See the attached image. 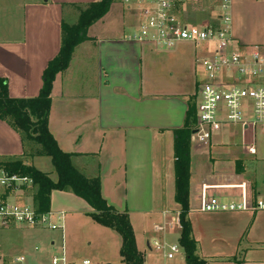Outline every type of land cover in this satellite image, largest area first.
I'll return each instance as SVG.
<instances>
[{
  "label": "crops",
  "instance_id": "1",
  "mask_svg": "<svg viewBox=\"0 0 264 264\" xmlns=\"http://www.w3.org/2000/svg\"><path fill=\"white\" fill-rule=\"evenodd\" d=\"M98 1L0 0V79L7 80L10 98L28 100L39 96L43 73L60 52L66 16ZM214 16L195 13L189 19L198 25H214ZM137 26L138 20L120 0L88 29L87 39L75 49L68 69L54 82L49 129L60 149L76 156V168L88 178L100 176L101 193L108 204L120 213L128 212L137 248L149 264L147 257L156 250L154 241L165 246V251L156 250L164 259L168 246L179 244L181 229L156 234L154 227L171 222L181 213L175 202L174 132L184 126L188 101L194 100L197 106L199 91L209 82L200 60L211 56L215 48L186 42L164 50L134 42L131 37ZM233 34L240 44L256 46L235 33L234 7ZM258 132L254 135L250 129L227 127L208 145L191 143L188 216L198 242L197 256L208 264H264V211H199L203 191L223 201H239L243 191L238 186L242 183L248 184L244 189L251 200L264 201V173L257 175L258 185H252L245 178L244 168L234 169V158L243 157L250 163L259 155L258 147L257 156H250L245 149L254 137L257 139ZM247 135L250 142L244 141ZM235 136L241 137L242 143L233 140ZM23 154L18 134L0 121V161L20 159ZM24 161L38 171V166L49 168L42 158ZM59 194H52L51 211L64 212L67 217L71 209L79 210L77 213L83 214L78 221L81 228L90 230L97 242L118 241L121 250L120 236L92 221L88 217L91 208L74 195L68 194L74 198L65 203L70 209L55 207ZM134 219L138 224L147 219L157 221L153 233L141 242ZM196 219H213L220 225L198 232L193 225ZM65 240L66 248L67 237ZM51 245L57 246L54 241ZM182 253L185 256L183 249ZM66 254L71 264H80L81 260L68 254L67 249Z\"/></svg>",
  "mask_w": 264,
  "mask_h": 264
},
{
  "label": "built area",
  "instance_id": "2",
  "mask_svg": "<svg viewBox=\"0 0 264 264\" xmlns=\"http://www.w3.org/2000/svg\"><path fill=\"white\" fill-rule=\"evenodd\" d=\"M124 8L138 20L134 42L147 43L170 50L181 43L195 46H214L211 56L200 60L208 83L199 91L196 106L197 119L191 143L208 145L213 136L227 127L250 129L254 135L264 130V46H244L233 34V0H121ZM208 12L217 24L198 25L190 21L195 13ZM226 77V79H221ZM250 156H257V139L245 147ZM242 185V186H241ZM248 184H240L239 201H223L199 195V211L202 213H236L264 211L263 200H251ZM35 183L28 176L6 170L0 163V231L15 228L46 229L62 233L60 256L52 258V264H71L64 245V212L40 213L30 197ZM209 189V187H207ZM206 191V190H205ZM27 194V195H26ZM29 195V196H28ZM181 229L180 214L162 226H155L154 233L165 234ZM157 251H165L160 241H154ZM165 254L172 260L181 253V246H168ZM16 263L23 264L19 257ZM80 264H91L82 261Z\"/></svg>",
  "mask_w": 264,
  "mask_h": 264
},
{
  "label": "trees",
  "instance_id": "3",
  "mask_svg": "<svg viewBox=\"0 0 264 264\" xmlns=\"http://www.w3.org/2000/svg\"><path fill=\"white\" fill-rule=\"evenodd\" d=\"M115 0H99L81 9L76 25L62 23V40L59 54L49 62L43 73V86L35 99L20 100L9 96L8 82L0 79V121L15 131L24 147L20 159L3 160L7 171L28 176L35 183L33 202L40 213L51 208L54 192L71 193L92 210L88 217L96 224L110 229L122 240L120 257L122 264H145L144 255L138 250L134 229L128 212L120 213L111 207L101 193V178L86 177L74 166L73 154L63 152L49 129L52 107V91L56 77L65 72L75 49L87 39L88 29L103 19ZM197 119L196 103L188 101L185 122L182 129L174 132L175 157V202L180 208L181 235L179 244L184 250L186 264H208L197 256L198 242L193 237L189 220L191 190V136ZM34 152L28 151V147ZM50 158L58 180L54 182L49 174L38 171L24 160ZM237 264H242L237 262Z\"/></svg>",
  "mask_w": 264,
  "mask_h": 264
},
{
  "label": "rangeland",
  "instance_id": "4",
  "mask_svg": "<svg viewBox=\"0 0 264 264\" xmlns=\"http://www.w3.org/2000/svg\"><path fill=\"white\" fill-rule=\"evenodd\" d=\"M120 4V0H115ZM115 8L117 6H114ZM234 7V30L237 35L243 38L250 45L264 46V0H233ZM84 10V7L81 8ZM81 9H74L66 16V23L69 25H76L81 14ZM201 19L208 20V17H202ZM194 20V19H193ZM199 20V18L195 19ZM200 56V55H199ZM257 135V147L259 149V155L253 157L250 163L241 157L240 159L234 158V169L243 170L245 178L250 179L252 185H258L256 182L257 175L264 173V133ZM223 137V136H222ZM244 138V137H243ZM224 139V138H223ZM233 140L242 143V138L237 136L233 137ZM244 141L250 142V136H246ZM28 151L34 152L30 146ZM46 162L48 169L41 168L42 172H47L53 181L58 179L56 172L51 163L50 158H42ZM205 163L212 164L211 160H205ZM2 164V161H0ZM227 168V167H225ZM230 168V167H228ZM33 190L29 192L30 197L33 195ZM59 194L54 202L55 207L67 209V203L72 195ZM27 195V194H26ZM28 195V196H29ZM70 209V208H68ZM78 209V208H77ZM65 220V239L67 237L66 249L68 254L76 256V259H80V263L85 259L89 260L91 264H122L119 246L114 240H107L105 242H97L93 239L91 231L85 228H81L78 225L79 219L83 216L79 210H70ZM173 220V219H172ZM215 221V220H214ZM213 219H196L194 224L198 232L200 228L206 229L219 226V222ZM134 219V226L139 236L145 239L151 232L157 221L148 220L144 224ZM78 225V226H74ZM179 230V229H178ZM200 230V231H199ZM56 243V248H52L51 242ZM62 242V233L60 231H49L46 229H28V228H15L11 230L0 231V264H19L16 263L17 257H24L25 262L23 264H52V258L54 256H60V245ZM66 242V240H65ZM207 247V242L204 241ZM141 244V243H140ZM244 244V243H243ZM208 250V249H207ZM214 250L210 253L212 255ZM218 251V250H217ZM227 251H224V253ZM181 254V253H180ZM147 263L149 264H186L185 256L183 253L177 255L175 260L164 259L162 254L157 253L156 250L153 254L147 257Z\"/></svg>",
  "mask_w": 264,
  "mask_h": 264
}]
</instances>
